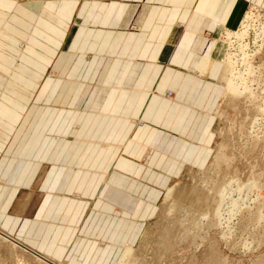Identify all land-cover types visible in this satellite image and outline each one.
Listing matches in <instances>:
<instances>
[{
  "label": "crops",
  "instance_id": "1",
  "mask_svg": "<svg viewBox=\"0 0 264 264\" xmlns=\"http://www.w3.org/2000/svg\"><path fill=\"white\" fill-rule=\"evenodd\" d=\"M252 8L264 0H0V228L62 264H116L166 187L209 165L220 37Z\"/></svg>",
  "mask_w": 264,
  "mask_h": 264
},
{
  "label": "bare ground",
  "instance_id": "2",
  "mask_svg": "<svg viewBox=\"0 0 264 264\" xmlns=\"http://www.w3.org/2000/svg\"><path fill=\"white\" fill-rule=\"evenodd\" d=\"M255 9L253 8L252 12L247 15L246 21L243 24V31L238 33L227 31L226 35L223 36V43L232 44L233 47H236L235 44H238L237 54L228 55L224 68L220 73L219 81L225 85L223 92L224 99L229 98V100L235 101L245 95L249 98H253L255 95V88L253 89L252 87L254 81L250 78L254 74L256 76L257 68L254 67L256 55L249 53L248 45L245 44V41L251 34V26L248 22L255 16L253 12ZM259 29L255 31V43L258 46V43L261 42L259 49L262 50L264 47V26ZM240 56H243V58L240 59ZM240 64L243 65L242 70H238ZM212 67L211 60L205 58L199 67V73L203 76L209 73ZM219 111L218 108L216 116L219 115ZM224 147H222L213 164L208 166L206 170H198L195 173L193 170L189 171L193 179L192 185L178 184V182L176 185L170 186L165 192V205L163 208L165 210V218L160 233L162 235L161 238L155 241V239L153 240L154 232L152 233V230L145 231L140 240L139 247L127 246L117 264H176L177 260L172 258L175 251L193 246L194 254L198 256V253L207 248L219 233L227 245L230 246L232 244L230 242H232L231 240L235 236L233 222L236 219L239 220V217L244 216V211L247 210L243 211L246 208V206L243 208L244 202L248 199L242 200L244 193L260 191L261 196V193L264 191V185L260 181V176L255 177L253 175L247 183H244L241 180L239 171H234V174H230L233 168V159H227L224 153L226 148L224 150ZM224 165L227 166L226 169H224ZM236 194L239 195V199H235ZM250 195L252 194L250 193ZM261 197L258 198L261 199ZM258 204L261 203L259 202ZM243 218L241 217L240 222ZM250 219L247 218V220L251 221ZM257 219L258 226L255 227V230L262 227L264 214L261 212ZM235 231L237 232V229ZM259 239L257 235L250 242L244 239L240 248L251 251L254 249L255 243L259 244L261 242V239ZM152 241L155 242L153 243ZM234 241L233 245L236 244V240ZM210 252L212 256L211 260H216L220 252L217 242L211 247Z\"/></svg>",
  "mask_w": 264,
  "mask_h": 264
},
{
  "label": "rangeland",
  "instance_id": "3",
  "mask_svg": "<svg viewBox=\"0 0 264 264\" xmlns=\"http://www.w3.org/2000/svg\"><path fill=\"white\" fill-rule=\"evenodd\" d=\"M18 1L24 3L25 2L35 3V2H46V1H55V0H18ZM78 1H82V0H78ZM252 9H250L248 13L245 15V18L243 19V22L240 25V27L233 32L230 31L231 33H238L243 31V24L246 21L247 15L252 12ZM256 9L255 11H253L255 13L254 16L255 18L253 17V19H251L248 22V24L251 26L250 37L247 38V40L245 41V44L248 45L249 53L256 55L254 59V67L257 68L256 76L254 74L252 76L253 78L252 77L250 78L252 81H254L252 87L253 89L255 88L254 89L255 95L253 98H249L248 96L246 97L245 95L241 99L235 101H233L232 99L229 100V98H225V99L223 98L222 100L220 98L219 100L220 111L218 115L219 117L214 116L215 118V121L213 123L214 138L213 141L211 142V147H210L211 153L208 159L206 160L205 165L209 164L208 166H211L217 155L222 150V147L225 146L224 150L225 148L226 150L224 153L227 156V159H233V168L230 174L232 173L234 174L236 171H239L241 180L244 183H247L249 178H251L253 175L255 177L260 176L261 179L260 181L264 185V113H263L264 111V47L262 50H260L259 47L261 45V42L258 43V46H256L255 43L256 42L255 31L258 30L259 28L261 29L264 26V10L257 9L258 13L256 14L257 12ZM225 35L226 32H223L221 34L220 41H222V43H223V36ZM26 45H27L26 43H21L20 49H24ZM227 45L229 51L224 61V65L227 61L228 55L237 54L236 51L238 44H235L236 47H233L232 44L231 45L227 44ZM239 58L242 59L243 56H240ZM224 65L222 69L224 68ZM242 69H243V65L240 64L238 70H242ZM49 74L50 73H48V75ZM221 85L225 90L224 87L225 85L223 83H221ZM167 96L171 98L172 93L168 92ZM137 124L140 125L141 122L138 121ZM206 168L204 169V167L199 168L198 166H193V167L186 166L182 174L178 178L174 179L175 181L172 182L173 185L170 186H174L178 182H179L178 184L192 185L193 179L189 171L193 170L195 173L198 172V170L204 171L206 170ZM226 168L227 166L224 167V169ZM169 187H166V191L168 190ZM248 193L247 192L244 193V196L242 198V200H246V198L249 199V200L247 199L246 202H244L245 205H243V208L245 206L246 208H244L243 211L246 209L247 210L250 209V210H248L249 212L247 210H246L247 212L244 211L245 212L244 216H241L242 218L244 217L242 221L243 220L245 221L240 222L241 217H239L240 218L239 220L236 219L237 221L235 220L236 222L235 221L233 222L234 225L233 231L235 232V236H233L231 240L232 242H230L232 244L230 246L226 244V241L224 239L222 240V235L219 233L214 237V240L210 245H208L207 248H205L204 250L198 253V256L194 254V249L192 248L193 246H190L189 248H182L179 249L178 251H175L172 255V258L177 260L176 264H264V221L263 224L261 225L262 227H260L258 230H255V227L258 226L257 218L259 217L261 212L262 214H264V191L261 193L262 197L260 196V191L248 192ZM250 193L252 195H250ZM246 195H248L250 198ZM164 196L162 195L161 198L159 199V202L156 204L157 208L155 209L154 212L155 214L152 217L145 220L144 222H142L143 227L141 229V233L144 234V231L152 230V233L154 232L153 240L155 239V241L156 239H159L162 236L160 233L165 218V214H164L165 210L163 209L165 205L163 198ZM258 197H261V199ZM239 198H240L239 195L236 194L235 199H239ZM259 202L261 204H258ZM38 203H39V198L36 195L35 199L33 200L32 206L28 211L29 215H31L35 211V207L37 206ZM249 205L252 209L248 207ZM255 206L256 208H254ZM247 218L250 219L251 221L247 220ZM244 222H246L247 225L246 224L243 225ZM254 222L256 223L254 224ZM236 223H237V227H236ZM236 229L237 232L235 231ZM250 233L251 234L254 233V234L251 235ZM255 235H257L261 239V240L259 239L261 242L259 244L255 243V245L253 246L254 249H252L251 251H246L244 248H240V246L242 245V240L246 239L247 241L250 242L252 241V238L255 237ZM140 236L137 238L134 245L132 246L127 245V246L138 248L140 243L139 239L141 240ZM234 240H236L235 245H233V243H235ZM155 241L152 242L154 243ZM216 242L218 243V247L220 251L218 254L219 256L216 260H211L212 256L210 250L211 247ZM190 243L193 244L192 242ZM123 252L121 253L123 254ZM122 254L120 256H122ZM119 260L120 257L117 263L119 262ZM58 262L51 260L47 257H44L28 249L19 240L11 237L10 235L8 236L0 228V264H62V262L59 263Z\"/></svg>",
  "mask_w": 264,
  "mask_h": 264
}]
</instances>
